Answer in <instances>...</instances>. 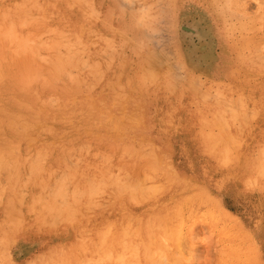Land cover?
<instances>
[{
    "label": "rangeland",
    "instance_id": "374dc122",
    "mask_svg": "<svg viewBox=\"0 0 264 264\" xmlns=\"http://www.w3.org/2000/svg\"><path fill=\"white\" fill-rule=\"evenodd\" d=\"M234 1L237 6L224 9L210 0H0V64L13 79L40 75L33 93L37 110L48 112L71 82L86 85L93 109L105 114L96 124L83 115H38L26 130V153L40 150L57 166L36 176L35 185L64 178L73 162L84 179L141 173L143 153L154 151L151 181L163 182L164 189L148 204L167 210L169 229L151 234L150 252L140 264H264V169H257L264 163V0ZM5 25L15 30L10 39L22 45L11 46ZM143 57L149 61L139 67ZM215 109L243 116L234 119L227 147L217 144L219 151L232 150L225 166L198 145L202 133L221 131ZM99 128L114 143L134 145L135 158L102 154ZM73 133L69 146L75 155L56 157ZM80 138L91 145L87 152L79 149ZM24 171L15 192H27ZM111 191L96 204L78 194L72 225L86 220L96 233L106 213L144 212L143 202L130 203ZM29 204L30 199L18 204L21 223L0 250V264H38L47 250L68 243L72 225L46 230L50 216L39 219ZM98 246L95 252L105 249ZM77 253L79 261L83 252Z\"/></svg>",
    "mask_w": 264,
    "mask_h": 264
},
{
    "label": "bare ground",
    "instance_id": "6f19581e",
    "mask_svg": "<svg viewBox=\"0 0 264 264\" xmlns=\"http://www.w3.org/2000/svg\"><path fill=\"white\" fill-rule=\"evenodd\" d=\"M210 1L213 4H223L224 9L233 8L238 5L234 0ZM4 16L5 15L2 17ZM14 32L15 30L12 27H6L3 30V34L8 38L11 46L17 48V46L22 45V41L17 38L10 39ZM148 59L149 58L143 57L139 61L138 66L142 67L144 64L148 63ZM245 62H248V60L246 59ZM63 66H66V64H63ZM4 69L5 67L0 64V178L3 177L4 179V182L0 183V250L5 243L9 241L8 239L14 236L19 229L21 219L18 213V204L22 201L30 199L29 209L33 210L34 214L38 216L39 219L45 218V215L48 214L50 216V220H48L49 224H45L44 229L58 232L64 228L65 222L71 225L74 223V210L76 209L77 197L79 198V196H77L78 194H82L89 204H96L97 202L95 201H97V197H101L105 193L107 194L110 189L114 191L112 193L113 197L124 194L130 203H132V201L143 202L145 204L143 209L144 212L140 214L139 217L126 215V210L122 212L116 209L113 215L111 213H106L107 215L103 218L101 226L96 233H91L92 231L86 220H83L78 225H72L71 230H68V234H70L68 243L66 245H57L50 248L37 262L38 264H140L143 262L146 258L147 251L150 249L149 246L152 243L150 242L152 241L150 239L151 234L167 233L170 220L167 210L158 207L152 208L151 204H148L155 193L164 189L163 182L153 183L151 181L152 172L156 170V158L152 154L154 151H151L152 153H143L144 155L141 153L144 159L143 173L135 169L132 171L123 170L121 175H109L102 172L96 177L94 176L93 179H84L83 172L81 173V171L78 172L77 170L78 168L76 165L78 164L75 165V162H73L74 165H72V167L68 164V167H70L64 178L57 180L54 184H50L47 182L48 180L41 179V183L35 185L34 179L36 176L45 171H52L57 166L56 163L47 162L46 158H43L44 154H42L40 150L31 157L26 153L25 144L28 141V133L26 130L38 115L51 114L61 117L64 115L68 119L83 115L86 117L85 119L88 123L96 124L97 120H104L105 114H101L100 111L93 109L94 104L85 96V93L89 92L86 85L78 84L80 90L77 91V85L73 83L71 86V82L70 85L63 90L62 97L56 99L55 96V105L49 106L47 109L49 113L41 112L35 107V96H33L36 89L34 84L38 83L40 75L29 74L17 80L13 79ZM135 76L137 75L135 74ZM114 81L113 79L112 82ZM81 88L85 90L82 91ZM61 98H63L65 102L63 105L58 106L57 103ZM223 109L224 107L221 110ZM214 112L220 115L219 121H216V126H220L221 129H219L221 131L217 135L211 132L202 133L198 139V145L205 153L214 156L222 166H225L231 159L232 150H228L227 152L224 150L219 151L217 144L222 142L223 146L227 147L224 140H231L233 138L235 132L231 127L234 119H238L236 118L238 113L235 110L229 114L227 113L226 116L217 109H215ZM131 118L134 119L133 116H131ZM205 118V116L202 117L200 115L199 121L204 122ZM213 118L216 120L215 117ZM213 121L211 124L213 123V125H215ZM236 125L239 126V123ZM99 129L100 130H98L96 134L98 137L96 141L105 142V148H103L102 154L110 157L113 155L114 159L127 161H131L135 158L136 152L138 151H136L137 148L134 145L131 143H126L125 145L114 143L106 138L103 128ZM75 134L76 133H73L66 137V144L61 150V153L56 155V157L63 156L68 158L71 156L72 151L69 142L74 138ZM198 135L199 133H197V136ZM237 135L238 134H236V136ZM79 140V149L87 152L91 145L88 144L86 139L82 140V138H80ZM149 150L151 149L149 148L146 151ZM44 152L46 153V151ZM262 152L264 154V148H262ZM95 155L98 156L97 153ZM259 163L258 165L260 166H258L259 168L257 169L260 171V168L262 169L263 167L264 169V163L263 165ZM87 165L90 166L89 164H86V166ZM22 167L26 170L24 172H27L28 178L26 177V179L28 189L25 193L24 191H19L21 193L19 194L18 191L15 192V186L19 183L18 173ZM63 170L65 172L67 171L65 169ZM260 172L262 173L263 171ZM48 174L50 173L48 172ZM156 174L159 173L156 172ZM80 177L83 178L85 182L84 186L79 189L76 185ZM24 184L26 183H21V185ZM169 184L170 183H168V185ZM165 187H167V185ZM21 188H24V186H21ZM68 188H70V190H68ZM46 189L47 192L45 191ZM112 199L111 201H113ZM172 213L173 217L177 216L176 210ZM171 234L174 233L172 232ZM168 236L172 238V235L168 234ZM101 245L104 246L105 249L102 250V247L101 252H95V247L98 246L96 248L98 250ZM77 250L83 252V257L79 261L77 260ZM174 264L177 263L174 262Z\"/></svg>",
    "mask_w": 264,
    "mask_h": 264
},
{
    "label": "clouds",
    "instance_id": "9594fccd",
    "mask_svg": "<svg viewBox=\"0 0 264 264\" xmlns=\"http://www.w3.org/2000/svg\"><path fill=\"white\" fill-rule=\"evenodd\" d=\"M199 264H203V262H202V261H200V262H199Z\"/></svg>",
    "mask_w": 264,
    "mask_h": 264
}]
</instances>
